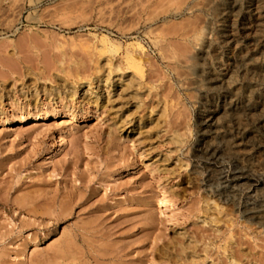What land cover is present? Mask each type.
<instances>
[{"label":"rangeland","instance_id":"rangeland-1","mask_svg":"<svg viewBox=\"0 0 264 264\" xmlns=\"http://www.w3.org/2000/svg\"><path fill=\"white\" fill-rule=\"evenodd\" d=\"M182 1L0 0V264H264L243 213L264 165L205 152L209 106L184 78L203 17Z\"/></svg>","mask_w":264,"mask_h":264},{"label":"bare ground","instance_id":"bare-ground-1","mask_svg":"<svg viewBox=\"0 0 264 264\" xmlns=\"http://www.w3.org/2000/svg\"><path fill=\"white\" fill-rule=\"evenodd\" d=\"M193 1L183 0L181 8L188 12L198 11L203 19L186 37L190 46L184 78L199 92V99L209 106L203 112L202 124L213 142L207 145L205 152L221 160L229 158L237 163L246 162L245 165L263 166L264 153L256 150L260 142L254 133L264 135V4L262 0H226L227 7L225 0L195 4ZM237 29L242 31L241 36ZM220 43L234 51L235 56L227 66L219 61ZM130 59L140 72V61L133 56ZM0 66V74H6L5 62ZM212 90L218 94L214 102L205 95ZM54 114L48 111L44 119ZM18 120L23 123L27 118L20 116ZM243 120L253 122L255 130L249 124L244 126ZM235 125L243 137L226 143V134ZM237 165L239 171L247 167ZM215 180L212 189L224 201L236 206L240 186L227 184L222 174L216 175ZM245 204L246 220H255L264 227V195L250 196ZM224 249L228 250L227 246Z\"/></svg>","mask_w":264,"mask_h":264}]
</instances>
